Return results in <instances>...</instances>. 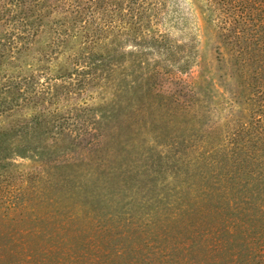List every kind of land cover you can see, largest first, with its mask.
Wrapping results in <instances>:
<instances>
[{"label": "rangeland", "instance_id": "1", "mask_svg": "<svg viewBox=\"0 0 264 264\" xmlns=\"http://www.w3.org/2000/svg\"><path fill=\"white\" fill-rule=\"evenodd\" d=\"M148 1L149 49L138 26L69 43L98 36L95 14L64 25L55 2L38 48L62 64L40 75L12 57L27 39L0 44V264H226L263 247L261 187L232 168L236 147L264 145L262 28L238 38L228 0ZM36 12L0 0V40Z\"/></svg>", "mask_w": 264, "mask_h": 264}, {"label": "trees", "instance_id": "2", "mask_svg": "<svg viewBox=\"0 0 264 264\" xmlns=\"http://www.w3.org/2000/svg\"><path fill=\"white\" fill-rule=\"evenodd\" d=\"M16 2V5H18L20 8H26L30 7V9H36V13L34 15V18L31 19L28 15L27 20L30 22V28L28 31V35L25 33L26 31H22V33L18 34L16 31L20 28H15L11 33L7 41L0 40V44L2 46H5L4 48H16L15 45L18 43L16 39L26 40L22 46H25L24 49H20L18 53L20 52V56H12L14 59L23 58V62L25 64H29L30 66L40 67V75L44 73V69L42 65L45 63H51L56 65H60V59L61 56L59 54L64 55L65 52L57 51L52 52L50 55H42L41 48H38L39 46V35L41 33L47 32L46 28L44 27V20L43 18H48V14L50 13L47 6L51 7V3L55 2V18H59L62 21H64V25L67 22V19H69L72 14L77 16L79 18L84 19L83 17V11L88 9L87 12H91V14H95V18L93 19L94 23H96V26H98L97 29V37L94 36V34H91L90 40H88V37L84 36V39H82L79 43H77L72 37L68 40L69 43H74V45L78 46H86L87 43L91 42L92 47H94V44L99 40L100 35L103 36L104 40L106 39L105 33L109 35H114L113 32L116 31L115 34H122V33H136L138 30L136 29V26L141 27L143 29V32H145L144 39L141 40L139 43H137L136 46L142 47L143 49H149L152 48V45L150 44L151 40H154V37L152 36L150 23H152V16L155 14L156 8L154 6L156 4H151L148 0H124V4L122 6V0H13V2ZM228 3H237L230 6L229 9L232 13L227 15V21H234L233 24L234 28L236 29V34L238 38H243V36L246 35V32L251 29L256 31L257 25L259 24L260 29L262 28V32L264 35V11L263 18L260 14H257L256 16H253L250 12V8H254L248 0H228ZM239 1V2H237ZM128 7V12L126 14V8ZM98 4V5H97ZM126 5V7H125ZM152 5V6H151ZM263 6H264V0H263ZM238 7V8H237ZM153 11V13H151ZM125 12V13H124ZM149 14V17H148ZM243 20V23H241ZM22 22V26L25 23H28L26 20H16V22ZM73 23V22H72ZM240 23V24H238ZM242 24V25H241ZM247 25L249 26V29H247ZM240 29V30H239ZM69 30V27L65 29V31ZM24 32V33H23ZM153 32V31H152ZM134 35V34H133ZM28 36V37H27ZM67 37L70 35L67 34ZM139 37V34H138ZM113 38H117L116 35L113 36ZM141 38V37H140ZM29 39V40H28ZM146 39V40H145ZM102 40V39H101ZM145 40V41H144ZM264 41V37L262 39ZM158 41V40H157ZM60 43L67 42L66 37H60L59 39ZM106 45V42H105ZM104 47H101L98 52H104ZM97 46V45H96ZM102 46V45H98ZM36 47V52L29 51L28 49H33ZM69 50H74L76 47L73 46V44H70L67 47ZM26 49V53L25 50ZM111 50H114L117 54L121 52V49L119 47H111L106 50V56L109 58L111 55ZM264 50V49H263ZM61 52V53H60ZM264 55V51H262ZM53 59H51V57ZM102 56V54H101ZM105 56V57H106ZM112 57H117V55H112ZM109 60L114 61V58H109ZM110 61V63H111ZM92 64V63H91ZM55 68V65H53ZM55 69H52L49 65L48 73L54 72ZM39 71L35 75H27V77H40ZM55 77V76H54ZM58 77V76H56ZM235 152L238 153V159L234 164L232 165L234 170L237 173L236 177H241L244 175H247L250 177V181L254 183V185H257L258 187H261L262 190V204L264 205V145H258L257 142H253L252 145H248V143H244V145L236 147ZM245 173V174H244ZM256 188V189H257ZM256 207H254V212H256L258 219L264 220V207H259L257 210H255ZM263 247L260 249L264 252V243ZM261 245V244H260ZM259 245V247H260ZM259 248H252L251 250H246V247L243 248L242 253L235 254V257L233 259V263H231L230 260H224L222 262L226 264H264V255H262V251Z\"/></svg>", "mask_w": 264, "mask_h": 264}]
</instances>
